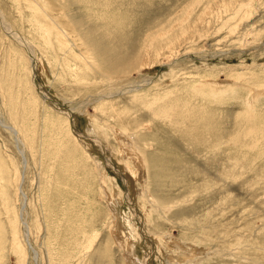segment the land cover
<instances>
[{"label": "rangeland", "instance_id": "1", "mask_svg": "<svg viewBox=\"0 0 264 264\" xmlns=\"http://www.w3.org/2000/svg\"><path fill=\"white\" fill-rule=\"evenodd\" d=\"M0 16V264H264V0Z\"/></svg>", "mask_w": 264, "mask_h": 264}, {"label": "bare ground", "instance_id": "2", "mask_svg": "<svg viewBox=\"0 0 264 264\" xmlns=\"http://www.w3.org/2000/svg\"><path fill=\"white\" fill-rule=\"evenodd\" d=\"M33 1V0H32ZM45 2V1H44ZM28 3V2H27ZM42 4V3H41ZM51 4V3H50ZM36 6H37V4H36ZM39 6V5H38ZM48 10V9H47ZM37 11V10H36ZM42 11V10H41ZM35 12V11H34ZM40 14V13H39ZM42 14V13H41ZM63 14H64V12H63ZM44 15L46 16V17H48V20L52 23V24H56V23H54V21L50 18V16L48 15V14H46V13H44ZM61 16H64V15H62V13L60 14ZM66 15V14H65ZM60 16V18H62ZM1 17V16H0ZM52 17H54V16H52ZM57 17V16H56ZM65 18H66V16H64ZM58 18V17H57ZM55 19V18H54ZM62 20V19H61ZM65 21V20H64ZM63 21V22H64ZM0 22H2L3 23V25L5 24L4 22H3V20L2 19H0ZM70 22V24L71 25H75V23H76V21H74V20H70L69 21ZM67 23V22H66ZM69 23H68V26L70 25ZM76 24H78L79 25V23H76ZM5 26V28H6V30H7V32H11L12 33V31H9V29L7 28V26L6 25H4ZM54 26V25H53ZM60 29H62V31L64 30L62 27H60V26H58ZM42 28H43V26H42ZM41 28V29H42ZM66 28H67V26H66ZM70 28H71V26H70ZM72 29H73V27H72ZM11 30V29H10ZM67 30V29H66ZM65 30V31H66ZM49 31V30H48ZM48 31H46L45 30V33H47ZM57 31V30H56ZM61 32V31H60ZM95 32V31H94ZM97 32V31H96ZM53 33H54V31H53ZM52 33V34H53ZM65 33V32H64ZM92 34H93V32H91ZM48 34L49 33H47V37L46 38H48ZM10 35V34H9ZM12 35V34H11ZM68 35H69V37H71V36H73V35H71L70 36V34L68 33ZM53 36V35H52ZM64 36L65 37H67V35L66 34H64ZM78 36V35H77ZM54 37V36H53ZM65 37H64V39H65ZM80 37V36H79ZM19 39V38H18ZM70 39V38H69ZM72 39V38H71ZM75 38H73V40H74ZM66 40V39H65ZM48 41V40H47ZM80 41H81V39H80ZM58 42V41H57ZM74 42V41H73ZM22 43V42H21ZM50 43H52V41H50ZM77 43H78V41L76 42V44L75 43H73V44H75V45H73V46H76L77 45ZM23 44H25V45H27V43L25 42V43H23ZM79 44V43H78ZM22 45V44H21ZM53 45V44H52ZM69 46V45H68ZM54 47V46H53ZM69 47H71V46H69ZM83 49H85L84 51H86V52H88V53H90L92 56H85L84 58H83V60L86 62V64L87 65H89L90 63H92V61H93V64L95 65V66H101V67H103V64H102V62L103 61H101V60H99L97 57H96V54H95V52H94V50L90 47V46H88V44H83ZM31 49V48H30ZM38 49V48H37ZM77 49H79V48H77ZM41 50V49H40ZM71 50V49H70ZM82 49H80V50H78V51H81ZM31 51H33L32 49H31ZM96 51V50H95ZM74 52V51H73ZM76 52V51H75ZM82 52H83V50H82ZM81 52V53H82ZM78 53V52H77ZM80 53V54H81ZM71 54V53H70ZM79 54V55H80ZM146 54V53H145ZM78 55V56H79ZM82 55H83V53H82ZM77 56V55H76ZM81 56V55H80ZM144 56V55H143ZM147 59H148V57H146ZM142 59V58H141ZM146 59V60H147ZM81 60H82V58H81ZM82 60V61H83ZM149 63H150V60H149ZM118 65L119 64H122V62H121V60H119V63H117ZM113 67L115 66V65H112ZM36 69H37V67H36ZM51 76V75H50ZM42 95H43V97H44V99H45V101L48 103V104H50L51 106H54L55 108H58L61 112H62V114L63 113H66V114H68L69 116H70V118H71V114H69V112L67 111V110H65V109H63V108H59V107H57L56 105H53L52 103H51V101L52 100H49V97H46V94H45V92H42ZM52 102H54V101H52ZM107 102L106 103H104L103 105H105V106H107ZM60 106V105H59ZM72 114H74V113H72ZM67 115V116H68ZM75 123V122H74ZM6 127H8V126H6ZM9 129L11 130V132L13 131L15 134H16V136H17V138H18V140H20L21 138H20V136H19V132H18V130H16V129H13V128H11V127H9ZM75 129V125H74V127H73V130ZM74 133H75V135L78 137V138H80V139H84V140H88V141H90V139H89V137H87V136H83V135H80V134H78V132L76 131V129L74 130ZM75 136V137H76ZM141 137V136H140ZM124 138V137H123ZM130 138V137H129ZM137 139V138H136ZM141 139H143L142 137H141ZM123 140V139H122ZM128 140V139H127ZM132 140V139H131ZM130 141V140H129ZM133 141H135V140H133ZM141 141V140H140ZM20 143H22L23 145L25 144L23 141H22V139H21V141H20ZM78 143H79V141H78ZM127 143V142H126ZM80 144V143H79ZM132 144H133V142H132ZM145 144V143H144ZM25 146V145H24ZM134 146H136V144L134 145ZM139 147V146H138ZM144 147H146V146H144ZM25 148V147H24ZM141 148V147H140ZM128 149V148H127ZM124 150H125V148H124ZM134 150V149H133ZM136 151V150H135ZM132 152V151H131ZM145 154V153H144ZM150 154V153H149ZM135 157V156H134ZM136 157H138V156H136ZM139 158V157H138ZM137 158V159H138ZM128 159V158H127ZM136 159V158H135ZM143 159V158H142ZM147 160V159H146ZM144 162H145V160H144ZM148 162V161H147ZM147 162H146V164H147ZM130 163V162H129ZM131 165V164H130ZM148 165V164H147ZM128 166V165H127ZM127 169V168H126ZM147 170V169H146ZM133 171V170H132ZM130 172V171H129ZM138 172V171H137ZM103 175V174H102ZM124 175V174H123ZM105 176V175H104ZM105 178H106V176H105ZM110 179V178H109ZM145 179V178H144ZM147 179V178H146ZM103 181V180H102ZM110 182V181H109ZM104 186H106V185H104ZM144 187V186H143ZM145 190V189H144ZM147 190V189H146ZM108 193V192H107ZM106 193V194H107ZM148 193V192H147ZM142 194V193H141ZM139 195V194H138ZM140 196V195H139ZM142 196V195H141ZM143 197V196H142ZM113 198V197H112ZM151 198V197H150ZM108 199H110V198H108ZM149 199V198H148ZM117 201V200H116ZM113 202H115V200L113 201ZM150 202H151V205L152 206H154L155 208H157V207H159L158 206V204H155L156 203V201H155V199H150ZM111 203H112V201H111ZM116 203H118V202H116ZM149 203V202H148ZM146 207V206H145ZM150 208V207H149ZM159 209V208H158ZM149 212V211H148ZM152 212V211H151ZM146 213V212H145ZM146 217V216H145ZM149 217V216H148ZM146 218H144V220H145ZM134 221V220H133ZM24 224H25V227H26V229H27V232H28V230H29V227H27L28 225L24 222ZM131 228V227H130ZM132 231V230H131ZM28 234V233H27ZM122 235V234H121ZM28 236V235H27ZM126 236V235H125ZM127 237V236H126ZM130 239V238H129ZM138 239V238H137ZM124 240H125V237H124ZM169 240V239H168ZM171 240V239H170ZM135 241V240H134ZM160 243H163L164 242V244L165 245H167V247L168 248H171V249H174L173 247H172V245L170 244V242L169 241H166V240H160L159 241ZM135 243V242H134ZM128 245V244H127ZM173 245H175V243L173 244ZM30 246V245H29ZM132 248H134V247H132ZM184 248V247H183ZM186 249V248H185ZM191 250V249H190ZM130 251V250H129ZM131 252V251H130ZM171 252H172V250H171ZM135 253V252H134ZM187 253V252H186ZM21 254V253H20ZM188 254V253H187ZM180 255H183V254H181V252H180ZM190 255V254H189ZM133 257V256H132ZM195 257V256H194ZM128 258V257H127ZM180 258V257H179ZM205 258V257H204ZM134 260V259H133ZM190 261V260H189ZM172 262V261H171ZM198 262V261H197ZM193 263V264H199V263ZM189 263V262H188ZM186 264V263H185Z\"/></svg>", "mask_w": 264, "mask_h": 264}, {"label": "water", "instance_id": "3", "mask_svg": "<svg viewBox=\"0 0 264 264\" xmlns=\"http://www.w3.org/2000/svg\"><path fill=\"white\" fill-rule=\"evenodd\" d=\"M60 108H63V106H62V105H60Z\"/></svg>", "mask_w": 264, "mask_h": 264}]
</instances>
